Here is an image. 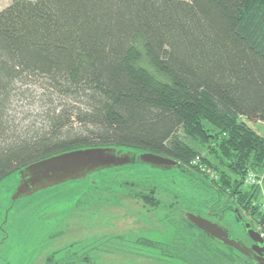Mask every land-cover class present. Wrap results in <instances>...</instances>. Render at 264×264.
Masks as SVG:
<instances>
[{
  "label": "trees",
  "instance_id": "16d2710c",
  "mask_svg": "<svg viewBox=\"0 0 264 264\" xmlns=\"http://www.w3.org/2000/svg\"><path fill=\"white\" fill-rule=\"evenodd\" d=\"M249 121L264 122V0H12L0 10V181L79 148L151 152L202 175L264 235L258 187L243 186L246 169L264 164ZM152 193L137 195L155 207Z\"/></svg>",
  "mask_w": 264,
  "mask_h": 264
},
{
  "label": "rangeland",
  "instance_id": "374dc122",
  "mask_svg": "<svg viewBox=\"0 0 264 264\" xmlns=\"http://www.w3.org/2000/svg\"><path fill=\"white\" fill-rule=\"evenodd\" d=\"M11 1L0 0V10ZM246 123L257 134L261 126L264 137V124L256 129L251 126L255 121ZM192 163L204 170L197 157ZM201 176L181 166L134 164L13 200L18 184L13 171L0 181V264H46L49 256L54 264H252L187 224L186 214L193 212L222 224L247 246L251 243L235 220L232 202ZM243 186L258 187L256 201L264 213V164L260 170L246 169ZM150 187L158 206L144 204L137 195ZM240 213L260 232L245 211Z\"/></svg>",
  "mask_w": 264,
  "mask_h": 264
},
{
  "label": "water",
  "instance_id": "95a60500",
  "mask_svg": "<svg viewBox=\"0 0 264 264\" xmlns=\"http://www.w3.org/2000/svg\"><path fill=\"white\" fill-rule=\"evenodd\" d=\"M148 165L158 169L179 168V163L163 155L151 152H136L112 146H93L64 151L34 161L17 170L18 184L12 195L18 197L30 195L40 189L56 186L67 181L81 180L93 173L105 169L129 165ZM235 220L240 223L251 244L247 246L234 237L220 223L199 214L188 212L187 221L212 240L233 248L245 256L252 264H264V238L246 221L238 208L231 209Z\"/></svg>",
  "mask_w": 264,
  "mask_h": 264
},
{
  "label": "crops",
  "instance_id": "0c3cea01",
  "mask_svg": "<svg viewBox=\"0 0 264 264\" xmlns=\"http://www.w3.org/2000/svg\"><path fill=\"white\" fill-rule=\"evenodd\" d=\"M249 122H251V121H249ZM261 123L264 124V122H261ZM259 124H260V122H256L255 124L252 123L251 126H252V127L254 126L256 129H258ZM255 125H257V126H255ZM258 131H259V134H260L261 131H262V127H261V126H260V128H259Z\"/></svg>",
  "mask_w": 264,
  "mask_h": 264
},
{
  "label": "flooded vegetation",
  "instance_id": "af4514ba",
  "mask_svg": "<svg viewBox=\"0 0 264 264\" xmlns=\"http://www.w3.org/2000/svg\"><path fill=\"white\" fill-rule=\"evenodd\" d=\"M209 219V218H208ZM211 220V219H210ZM213 221V220H212ZM218 223V222H217ZM195 227V226H194ZM196 228V227H195ZM197 229V228H196ZM260 233H261V235L263 236V238H264V235H263V233L260 231ZM251 244V243H250ZM249 246V245H248ZM229 248H231V247H229Z\"/></svg>",
  "mask_w": 264,
  "mask_h": 264
}]
</instances>
